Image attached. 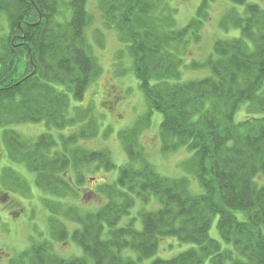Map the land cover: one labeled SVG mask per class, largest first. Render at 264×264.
<instances>
[{
    "label": "trees",
    "instance_id": "obj_1",
    "mask_svg": "<svg viewBox=\"0 0 264 264\" xmlns=\"http://www.w3.org/2000/svg\"><path fill=\"white\" fill-rule=\"evenodd\" d=\"M211 1L202 0L197 15L178 28L169 0H99L104 25L122 33L148 105L146 115L118 132L129 158L118 167L109 150L80 145L98 135V120L89 108L72 105L102 72L88 39V0H0V153L24 163L39 187L56 194L65 189L79 195L65 181L70 168L95 163L96 169L119 171L115 181L100 186L106 201L95 211H61L59 203L51 212L52 241L70 237L82 256H60L47 240L11 264H138L131 252L139 260L151 257L169 236L195 246L151 264H264V8L231 0L219 25L239 34L217 38L204 61L190 63L208 69L204 77L184 79V55L200 41ZM241 109L246 117L236 121ZM155 112L162 116V150L192 152L182 167L193 177L161 174L140 148L141 128ZM41 122L46 131L36 139L11 128ZM13 174L6 165L2 181L21 183ZM80 177L83 182L84 173ZM151 198L159 205L147 210ZM138 200L141 228L135 219L119 225ZM62 212L80 224L72 234ZM214 222L217 237L210 235Z\"/></svg>",
    "mask_w": 264,
    "mask_h": 264
},
{
    "label": "rangeland",
    "instance_id": "obj_2",
    "mask_svg": "<svg viewBox=\"0 0 264 264\" xmlns=\"http://www.w3.org/2000/svg\"><path fill=\"white\" fill-rule=\"evenodd\" d=\"M202 0H169L171 6L177 8L174 14L178 28L188 23L196 12ZM264 8V0H248ZM231 0H214L208 6V18L203 19L200 26V41L190 43L187 54L184 55L183 78L194 79L204 77L209 70L205 68L193 69L192 61H204L212 51V45L217 38H227L239 34L237 30L223 31L219 25L222 13L231 5ZM87 8L92 22L88 27L90 48L102 67L99 77L88 87L85 97L81 102L72 101V105L89 108L98 120V135L80 142L88 149H107L117 166L128 163L129 158L123 143L118 136L121 129L132 127L137 120L148 112V105L132 71V60L126 43L123 42L122 33L116 28L104 25L105 17L99 0H88ZM2 22V18H0ZM244 110L236 114V121L244 119ZM162 116L155 112L147 128L139 134L140 148H143L148 159L157 170L169 177L190 176L182 163L188 159L192 152L182 148L177 152H164L161 148L159 125ZM11 128L24 138H37L46 131L45 123L13 124ZM76 127L66 128L60 133L70 134ZM56 137L59 130H53ZM58 151L55 146L51 153ZM4 150L0 153V264H11V259L19 257L21 253L30 248L32 244H42L51 241L54 253L71 257L80 255L81 248L70 237L65 241H52L51 223L52 213L60 203L61 211L75 208V211H95L100 204L106 201V196L101 191L103 183H111L117 179L118 169L107 170L103 167L96 169V164L83 165L79 171L70 168L65 173V181L69 184L70 191L78 190L79 195H68L59 189V194L45 191L35 182V174L27 170L24 163H12L8 160ZM11 165L14 169L12 177L18 178L21 183L1 179L3 167ZM19 172V174L17 173ZM80 173H84L81 181ZM52 184L64 186L60 179L51 180ZM78 187V188H77ZM192 188L200 191L197 181L192 180ZM159 202L156 198L147 201V210L157 208ZM54 208V209H52ZM140 201L138 200L130 214L125 216L119 225H124L135 219L137 228L142 222L139 215ZM84 213V212H83ZM67 213L60 215V220L65 223L68 231L79 228L80 224ZM72 215V213H71ZM76 221V222H75ZM212 237H217L216 222L210 230ZM195 245L180 242L176 237H166L158 251L151 257L139 260L135 252L131 255L138 264H151L157 258L169 259L180 252L186 251ZM13 264V263H12Z\"/></svg>",
    "mask_w": 264,
    "mask_h": 264
},
{
    "label": "bare ground",
    "instance_id": "obj_3",
    "mask_svg": "<svg viewBox=\"0 0 264 264\" xmlns=\"http://www.w3.org/2000/svg\"><path fill=\"white\" fill-rule=\"evenodd\" d=\"M70 232V234H72V232H73V230H71V231H69ZM80 247V246H79ZM159 247H160V245H159ZM81 248V247H80ZM159 249V248H158ZM81 254H80V256H82L83 255V250H82V248H81ZM158 251V250H157ZM132 253V252H131ZM137 255V254H136ZM153 256V255H152ZM176 256V255H175ZM174 257V256H173ZM149 258V257H148ZM172 258V257H171ZM133 259H134V257H133ZM161 259H163V258H161ZM170 259V258H169ZM136 260V259H135Z\"/></svg>",
    "mask_w": 264,
    "mask_h": 264
}]
</instances>
